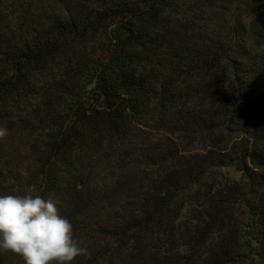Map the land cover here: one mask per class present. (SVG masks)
Masks as SVG:
<instances>
[{
	"label": "trees",
	"instance_id": "1",
	"mask_svg": "<svg viewBox=\"0 0 264 264\" xmlns=\"http://www.w3.org/2000/svg\"><path fill=\"white\" fill-rule=\"evenodd\" d=\"M0 128V196L52 198L72 264H264V0H0Z\"/></svg>",
	"mask_w": 264,
	"mask_h": 264
},
{
	"label": "clouds",
	"instance_id": "2",
	"mask_svg": "<svg viewBox=\"0 0 264 264\" xmlns=\"http://www.w3.org/2000/svg\"><path fill=\"white\" fill-rule=\"evenodd\" d=\"M6 134L0 128V138ZM0 250L15 253L24 264H72L88 254L57 203L32 194L0 196Z\"/></svg>",
	"mask_w": 264,
	"mask_h": 264
},
{
	"label": "rangeland",
	"instance_id": "3",
	"mask_svg": "<svg viewBox=\"0 0 264 264\" xmlns=\"http://www.w3.org/2000/svg\"><path fill=\"white\" fill-rule=\"evenodd\" d=\"M220 3H215L216 6H219ZM185 9H188L187 7H184ZM190 15V14H189ZM187 18H189L187 16ZM247 116L244 114L243 110H241L238 114V120H237V125L242 123V120L244 119L246 121ZM238 130V131H236ZM240 128H231L230 129V135L229 138L231 139V142L228 143V145H224L223 150L220 148H216L213 149L212 151V155L215 157H219L220 160H224L221 163L222 165L218 166V167H213L209 172H208V181L209 182H213V192H220L223 195H226L227 198L232 197L233 193L237 192V189L239 187L240 184H245L246 183V176L245 174L241 171V168L243 166L246 165L245 161L242 159L241 156V160L239 161L238 157H240V153L235 151V148L232 146L234 141H236L240 138H242L241 133H240ZM192 148H199L198 152H202L200 151L201 149L204 150L205 148H207V145L204 144V142L202 141V139H198V141L193 145ZM189 149L190 151H194L193 149ZM207 156L211 157L210 154H208ZM247 163H249L247 161ZM26 171V170H25ZM25 171H22V177H24L26 174ZM208 184V183H207ZM221 184V186L216 187L217 185ZM207 187L204 186V189H206ZM227 188L229 190H227ZM203 190V189H202ZM26 194H31L33 191H30L28 189V191H21L20 194L25 195ZM196 205H199V203L197 202H192L191 203V207H196ZM114 216V213H113ZM115 217V216H114ZM199 228H203L204 226L199 224L198 225ZM99 264H105V263H99Z\"/></svg>",
	"mask_w": 264,
	"mask_h": 264
}]
</instances>
